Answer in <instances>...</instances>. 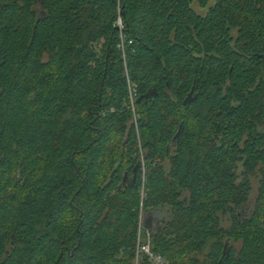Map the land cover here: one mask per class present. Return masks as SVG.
<instances>
[{"label":"trees","instance_id":"16d2710c","mask_svg":"<svg viewBox=\"0 0 264 264\" xmlns=\"http://www.w3.org/2000/svg\"><path fill=\"white\" fill-rule=\"evenodd\" d=\"M155 209L166 264H264V0H0V264H132Z\"/></svg>","mask_w":264,"mask_h":264},{"label":"built area","instance_id":"2783aa9c","mask_svg":"<svg viewBox=\"0 0 264 264\" xmlns=\"http://www.w3.org/2000/svg\"><path fill=\"white\" fill-rule=\"evenodd\" d=\"M117 29L121 28L119 19L115 23ZM117 49L122 51V45L119 43ZM132 101V95L129 93V102ZM143 214L139 211L136 238L134 244V259L132 264H140L144 261L145 264H165L164 258L150 250L151 232L143 226Z\"/></svg>","mask_w":264,"mask_h":264},{"label":"rangeland","instance_id":"374dc122","mask_svg":"<svg viewBox=\"0 0 264 264\" xmlns=\"http://www.w3.org/2000/svg\"><path fill=\"white\" fill-rule=\"evenodd\" d=\"M256 191V185L254 184L253 186V190L250 196V204L249 206H251L254 198H255V192ZM143 219H148V222L151 223V227L156 228L158 227V225L160 224V221L164 220L167 218V213L164 210L161 209H155L152 211H149L148 213H145V215L142 216ZM165 260V258H164ZM165 264H166V260H165Z\"/></svg>","mask_w":264,"mask_h":264},{"label":"water","instance_id":"95a60500","mask_svg":"<svg viewBox=\"0 0 264 264\" xmlns=\"http://www.w3.org/2000/svg\"><path fill=\"white\" fill-rule=\"evenodd\" d=\"M136 167H137V164H135L134 167H133V169H132L131 183L134 182V178H135V175H134V174H135V169H136ZM124 181H126V179H125V175H123V177H122V179H121V184H122Z\"/></svg>","mask_w":264,"mask_h":264},{"label":"crops","instance_id":"0c3cea01","mask_svg":"<svg viewBox=\"0 0 264 264\" xmlns=\"http://www.w3.org/2000/svg\"><path fill=\"white\" fill-rule=\"evenodd\" d=\"M150 225L151 223L148 222V219H143V226L151 232L153 230V227H151Z\"/></svg>","mask_w":264,"mask_h":264}]
</instances>
